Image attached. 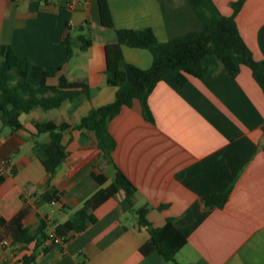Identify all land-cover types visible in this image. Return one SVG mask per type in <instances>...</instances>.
<instances>
[{"label": "crops", "instance_id": "obj_1", "mask_svg": "<svg viewBox=\"0 0 264 264\" xmlns=\"http://www.w3.org/2000/svg\"><path fill=\"white\" fill-rule=\"evenodd\" d=\"M107 1L117 28L151 27L161 41L203 26L191 0ZM213 1L224 15L234 14L237 0ZM235 19L264 59V0H245ZM95 27L101 36L67 59L64 39L78 41ZM105 29L96 0H0V56L11 46L27 57L36 84L43 68L62 65L44 78L47 85L91 89L61 107L21 112L15 129L0 117V264H264V90L252 69L243 65L233 75L221 65L211 77L190 76L184 84L167 71L148 99L154 120L139 99L111 119L117 146L110 162L96 131L82 125L93 108L116 98L105 73V44L114 31ZM122 49L127 61L152 66L149 48ZM49 123L71 125L63 131L67 155L51 182L35 147L51 140V131L39 130ZM117 167L137 187L132 203L116 189ZM231 183L224 207H203L205 196ZM144 206L153 226L173 219L185 238L175 260L151 244L149 226L139 222ZM78 210L96 218L79 231L72 220ZM51 229L65 241L49 239Z\"/></svg>", "mask_w": 264, "mask_h": 264}, {"label": "trees", "instance_id": "obj_2", "mask_svg": "<svg viewBox=\"0 0 264 264\" xmlns=\"http://www.w3.org/2000/svg\"><path fill=\"white\" fill-rule=\"evenodd\" d=\"M96 1L101 26L114 31V38L105 44V73L107 82L117 86V91L114 101L93 108L83 117L82 125L96 131L99 148L107 161L114 162L113 152L117 146V140L109 127L111 119L124 105L132 106L134 100L139 99L145 117L154 120L148 99L155 86L169 70L176 71L177 81L184 84L190 76L201 79L211 77L221 65L233 75H237L242 66L246 65L252 69L254 78L264 90V59L255 56L241 35L235 19V14L245 0H237L233 3L235 11L232 15H224L213 0H191L203 22L202 28L191 30L167 41L159 40L151 27L117 28L113 23L108 1ZM64 42L67 45V59H69L74 53L72 46L74 42L84 49L90 46L93 40L83 34L78 41H75L68 35ZM123 44L149 48L154 56L152 66L142 68L127 61L122 49ZM4 49V55L0 59V117L5 126L12 129L19 127L21 124L18 117L21 112H28L36 107L57 108L67 100L91 95V89L87 85L82 88H63L47 85L44 82L47 76L56 75L62 65L43 68L40 74L43 81L40 84L32 82L29 79V59L19 55L11 46ZM70 126L69 123H63L55 127L49 123L39 127L40 131H51L49 142H37L35 145L49 174V182L52 181L57 167L67 155L63 143V131ZM114 184L116 189L125 192L126 198L132 203L131 197L137 191V187L119 167L116 169ZM233 186L234 184L231 183L222 191L205 196L202 201L203 207H224L229 201ZM102 191L103 189L99 190L92 199ZM147 210V206L138 209L139 222L149 226L151 244L165 259L175 260L177 250L185 238L174 230L173 219H169L163 227L153 226L146 217ZM95 219L94 215L78 210L72 217L74 229L83 230Z\"/></svg>", "mask_w": 264, "mask_h": 264}, {"label": "rangeland", "instance_id": "obj_3", "mask_svg": "<svg viewBox=\"0 0 264 264\" xmlns=\"http://www.w3.org/2000/svg\"><path fill=\"white\" fill-rule=\"evenodd\" d=\"M106 30V32L105 33H108L110 30H108V29H105ZM87 37L88 38H99L100 36H101V34H100V30H99V28L98 27H95V28H92L91 30H88L87 32ZM72 46H73V48H74V50H76V51H79V47H78V45H77V42H74L73 44H72ZM2 58V56H0V59ZM72 76V75H71Z\"/></svg>", "mask_w": 264, "mask_h": 264}, {"label": "built area", "instance_id": "obj_4", "mask_svg": "<svg viewBox=\"0 0 264 264\" xmlns=\"http://www.w3.org/2000/svg\"><path fill=\"white\" fill-rule=\"evenodd\" d=\"M3 168L1 167L0 168V172H2ZM48 237L49 239H51L52 241H54L55 243H63L65 240H64V237L58 235L56 233V231L54 229H51L48 233Z\"/></svg>", "mask_w": 264, "mask_h": 264}]
</instances>
